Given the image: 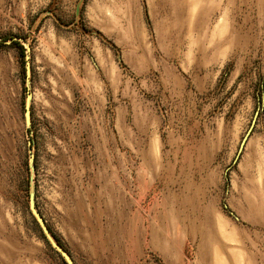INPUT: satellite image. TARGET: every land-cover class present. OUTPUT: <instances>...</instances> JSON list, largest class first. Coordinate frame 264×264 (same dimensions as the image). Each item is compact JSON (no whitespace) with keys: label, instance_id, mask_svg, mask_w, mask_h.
Listing matches in <instances>:
<instances>
[{"label":"rangeland","instance_id":"obj_1","mask_svg":"<svg viewBox=\"0 0 264 264\" xmlns=\"http://www.w3.org/2000/svg\"><path fill=\"white\" fill-rule=\"evenodd\" d=\"M6 38L0 264H67L32 187L76 264H264V0H0Z\"/></svg>","mask_w":264,"mask_h":264},{"label":"water","instance_id":"obj_2","mask_svg":"<svg viewBox=\"0 0 264 264\" xmlns=\"http://www.w3.org/2000/svg\"><path fill=\"white\" fill-rule=\"evenodd\" d=\"M80 9L78 7L77 12H79ZM27 51H30V46H26ZM27 80H29L30 76V63L27 61ZM32 93L28 92L26 96V124L28 127H31L32 125V114H31V103H32ZM32 144V143H31ZM34 156L32 155L30 158V162L33 166ZM30 210L39 225L41 231L43 232L44 236L47 238L49 243L61 254V256L64 258L65 262L67 264H76L73 257L70 255V253L59 243V241L54 237L52 234L49 226L46 223V220L44 219L42 213L39 211L37 204H36V192L34 187H32L30 191Z\"/></svg>","mask_w":264,"mask_h":264},{"label":"trees","instance_id":"obj_3","mask_svg":"<svg viewBox=\"0 0 264 264\" xmlns=\"http://www.w3.org/2000/svg\"><path fill=\"white\" fill-rule=\"evenodd\" d=\"M8 38L6 39H0V44L6 43ZM12 43L17 44L22 52H24L25 48L24 45L21 43V41L18 38L12 39Z\"/></svg>","mask_w":264,"mask_h":264}]
</instances>
